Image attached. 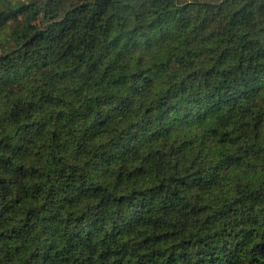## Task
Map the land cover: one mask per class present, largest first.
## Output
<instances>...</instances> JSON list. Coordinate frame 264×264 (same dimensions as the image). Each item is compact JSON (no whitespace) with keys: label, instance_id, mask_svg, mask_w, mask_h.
Returning <instances> with one entry per match:
<instances>
[{"label":"clouds","instance_id":"obj_1","mask_svg":"<svg viewBox=\"0 0 264 264\" xmlns=\"http://www.w3.org/2000/svg\"><path fill=\"white\" fill-rule=\"evenodd\" d=\"M250 260L264 0H0V264Z\"/></svg>","mask_w":264,"mask_h":264},{"label":"trees","instance_id":"obj_2","mask_svg":"<svg viewBox=\"0 0 264 264\" xmlns=\"http://www.w3.org/2000/svg\"><path fill=\"white\" fill-rule=\"evenodd\" d=\"M254 259H255V258L253 257V260H254ZM249 264H252V261H251V260L249 261Z\"/></svg>","mask_w":264,"mask_h":264}]
</instances>
